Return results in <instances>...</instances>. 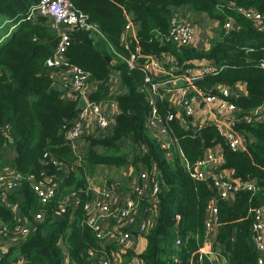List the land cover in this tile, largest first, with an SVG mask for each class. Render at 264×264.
<instances>
[{"label": "trees", "instance_id": "obj_1", "mask_svg": "<svg viewBox=\"0 0 264 264\" xmlns=\"http://www.w3.org/2000/svg\"><path fill=\"white\" fill-rule=\"evenodd\" d=\"M40 1L0 0V173L14 174L18 183L12 188L0 183V224L7 227L0 233V264H16L20 259L23 264H97L100 257L112 260L114 251L126 249L116 241L98 239L88 223L92 213L86 205L96 198L90 168L97 165L131 166L138 184H143L139 176L146 172L148 186L159 187L155 220L142 233L147 246L138 255L128 249L129 261L139 256L144 264H172L173 255L179 253L181 261L176 264H218L223 259L226 264H257L252 224L253 209L264 202V121L237 122L235 129L244 133L247 146L234 151L214 124L182 125L171 104L172 92L160 85L156 108L174 140L171 158L147 121L152 83L197 67L190 60L203 62L198 70L206 65L216 68L194 84L204 94L216 96L222 95V86L228 87L231 94L226 99L241 110L240 115L264 102V67L260 66L264 0H70L99 32L70 29L64 54L67 64L59 66L47 64L61 36L50 16L35 12ZM189 11L194 18L205 15L214 24L216 33L208 49L193 51L167 40L174 14L191 19ZM244 11H255L261 19L256 21ZM231 19L233 26L226 28ZM129 23L135 35L126 33ZM168 54L172 60L165 61L164 76L144 69ZM71 66L88 72L84 95L89 102L118 107L108 127H94L81 136L86 143L82 153L67 138L83 96L71 89ZM216 145L222 148L224 160L218 171L228 169L235 178L256 180L255 191L242 188L230 198H221L211 178L192 175L205 151ZM109 183L101 188H109ZM36 184L55 185V197L42 204ZM120 197L123 204L125 197ZM151 199L148 193L141 205L147 206ZM213 199L218 231L213 245L216 259L211 260L200 249ZM37 212L41 218L35 217ZM19 224H26L29 231H16ZM177 237L181 250L175 244Z\"/></svg>", "mask_w": 264, "mask_h": 264}, {"label": "built area", "instance_id": "obj_2", "mask_svg": "<svg viewBox=\"0 0 264 264\" xmlns=\"http://www.w3.org/2000/svg\"><path fill=\"white\" fill-rule=\"evenodd\" d=\"M37 9L38 10L35 12H39L42 15H48L52 18V26L59 32L61 36L55 55L47 60L48 65L59 66L63 63L67 64L64 54L70 44L69 30L74 26H77V28H84L86 30H94L99 32L98 28L88 21V18L84 13L74 9L70 0H41ZM244 13L247 16L254 18L256 21L261 19V15L255 11H244ZM232 26V19L228 20L225 27L231 28ZM132 31V23L127 24L126 33L135 35V32L132 33ZM193 32V22L188 17L177 12L173 16L170 30L166 37L167 40L177 45H189L193 36ZM134 58L135 56L129 60V64L131 66H133ZM164 58L165 57H162L161 59H154L150 63L146 64L144 69L154 73L155 71L164 68ZM260 66L264 67V59L260 60ZM191 70L192 69L190 68L189 71ZM215 71L216 68L213 65H206L201 69L200 74L193 78V81L198 80L205 74L215 73ZM69 72L72 74V91L76 94H82L85 97L84 94L88 90V72L80 66H71ZM167 73L168 72H166V74ZM175 77L176 78L174 79H167L160 83H152L151 87L149 88L152 110L147 121L148 127L163 142L165 149L168 150L167 156L171 158L173 155L171 148L174 140L170 137L167 127L157 114L155 94H157V89L160 85L168 86V91L177 94L178 102L181 105L185 116L188 117H192L195 113L196 99L202 97L209 102L219 99L220 107L222 109L229 110L232 114L229 127H218L220 134L223 136L232 150L240 151L245 149L247 146V139L244 133L235 129V124L241 121H245L247 123H257L264 121V102L249 113H243L240 115L242 113L241 110L226 99V97L230 96L231 94V90L228 87H221V96L204 94L198 88L195 89V94L192 95L191 87H174L173 82L175 83L177 79L181 78L177 76ZM112 79L117 80V76L113 75ZM146 81L151 82L152 78L147 77ZM86 101V107L80 109L73 127H71L67 133V138L71 143H75L78 139H80L88 129H93L94 127L106 128L110 125V123H112V119H110L108 114H106V107H111L114 112L118 111V107L115 103L105 105L96 104L89 102L87 98ZM173 117L174 115L170 114L168 118L172 119ZM223 162L224 160L221 151L211 147L207 149L203 157L198 160L196 171L192 175L198 179H204L207 177L211 178L213 180V185L217 189L221 198H230L234 191L242 188L255 191V182L243 181L235 177H224V175L218 171V168L223 165ZM197 168H199V170H197ZM139 177L142 179L143 184H134L130 194L125 197L123 204L120 203V194L114 192L110 187H104L99 191V196L86 205V209L92 213L88 219V223L96 231L98 239L107 240L108 242L116 241L123 247H127L129 242L132 240L133 231L145 233L153 224L155 220L154 216L156 215L155 211L157 208L154 198L159 192V187L157 184L153 185L152 188L148 186V175L146 172H143ZM16 179L17 177L14 176V174L0 173V183L6 188L17 186L18 183ZM34 190L42 204H47L56 195L55 185L36 184L34 186ZM148 193L152 199L149 201L147 206H143L141 205V201ZM64 207V205H60L62 210H64ZM217 214V201L216 199H213L207 209L206 240L209 238L213 232L214 226L217 224L215 219ZM35 217L41 218L42 214L37 212ZM113 217L117 220L119 219L121 221V225H110V222L101 221V218L111 219ZM6 230L7 227H2L0 224V233ZM15 230L21 231L25 234L29 231V228L26 224H19ZM252 231L253 241L258 251L257 264H264V202L262 205L253 209ZM175 244L177 248L180 249V245L182 244L180 237L176 238ZM200 251L205 253L203 247L200 249ZM172 258V264H176L181 261L179 253L173 255ZM23 263V259H20L16 264ZM97 264H113V261L102 256L100 257ZM127 264L144 263L142 258L139 256H134Z\"/></svg>", "mask_w": 264, "mask_h": 264}, {"label": "crops", "instance_id": "obj_3", "mask_svg": "<svg viewBox=\"0 0 264 264\" xmlns=\"http://www.w3.org/2000/svg\"><path fill=\"white\" fill-rule=\"evenodd\" d=\"M202 18V19H201ZM206 18V20L211 21L206 17L205 15H202L201 17H197L198 19L203 20ZM194 24V32L193 36L191 39V42L189 44V47H192V49L195 50H202V49H208L210 45V38L215 35L216 32H214L215 26H208L202 27L199 24ZM134 33V31H132ZM164 60H172L171 55H164ZM190 64L197 65V67H193L191 71L189 69L179 75H170L169 79H174L177 77H181L180 79H177V81L173 85L174 87H180V86H188L191 87L192 95L195 94V89L197 88L196 85L193 83L196 80L193 81V78L197 75L200 74L201 70H198L199 66L203 64L197 63L194 60L189 61ZM168 67L164 66V68H161L154 73L157 74L158 76H164L166 72H168ZM118 85V84H117ZM117 85L114 87L116 90H119L117 88ZM172 85V84H171ZM176 87V88H177ZM241 90H245L244 85L239 86ZM171 95V104L172 107L175 108L176 110V116L177 118L181 121V124L190 127L192 126L193 128H201L206 125L214 124L217 128L218 127H229L230 125V120H231V112L227 109H222L220 107V101L219 99L213 100V101H207L204 98H198L195 101V113L192 117L185 116L183 109L181 105L178 102V96L176 93H172ZM106 114H108L109 118L112 119V122L114 121L115 115L117 112H114V110L111 107H106ZM74 144H76V149L78 150L79 153H82L86 150V143L83 139H78ZM218 151H221L222 153V148L219 145H216L212 147ZM7 153H9V150H7ZM7 156H5V159ZM224 175L226 178H232L233 171L232 170H226V169H220L219 171ZM101 174H103L101 176ZM90 175L92 176L94 180H91V185L95 190V196L96 198L99 196V191L101 190V184H99L97 181L101 180L104 175L108 176L109 178L108 183L110 184L112 190L116 192L117 194H121L124 197H127L130 194L129 189L137 183V176L134 175V170L131 166L126 167V168H117L115 166H100L97 165L94 168H90ZM110 225H121V221L118 219H112L110 221ZM217 224L214 226L213 232L209 236V238L205 241V244L203 246L205 254L208 253L207 255L211 260L216 259V253L213 251L214 248V242L217 236ZM0 242H1V236H0ZM3 241L1 242V244ZM6 245V242L4 243ZM147 246V239L144 237V235L141 232L138 231H133L132 235V240L129 242V245L125 248L124 250H119V251H114L112 254V261L113 264H127L129 262V258L125 255L128 249L134 250V254L138 255L141 252L145 250ZM226 260H222L218 264H226Z\"/></svg>", "mask_w": 264, "mask_h": 264}, {"label": "rangeland", "instance_id": "obj_4", "mask_svg": "<svg viewBox=\"0 0 264 264\" xmlns=\"http://www.w3.org/2000/svg\"><path fill=\"white\" fill-rule=\"evenodd\" d=\"M179 10H181L182 11V9H179ZM190 13V15H191V21L194 23H196V24H199V26L201 25L202 27H205V29H206V27H210V26H213V23H212V21H209V20H206V18H204L203 20H196V18H194V14L191 12V11H189ZM188 14V15H189ZM103 174H101V176H102ZM108 176H106V175H104V177H102V181L101 180H98L97 182L99 183V184H101V186H103L104 184H106V185H108V180H109V178H107ZM91 180H94V181H96L95 179H93L92 177H91ZM110 182H111V180H110ZM110 186V185H109ZM111 187V186H110Z\"/></svg>", "mask_w": 264, "mask_h": 264}, {"label": "water", "instance_id": "obj_5", "mask_svg": "<svg viewBox=\"0 0 264 264\" xmlns=\"http://www.w3.org/2000/svg\"><path fill=\"white\" fill-rule=\"evenodd\" d=\"M77 26H74L73 29H76ZM186 47H189V45H186ZM194 50V49H193ZM86 104H87V101H86V98L84 96H82L78 102V105H77V108L80 110V109H83L86 107ZM14 151L16 152L17 151V148L14 149ZM197 170H199V168H197ZM257 181L255 180V183ZM212 190H214V188L212 187Z\"/></svg>", "mask_w": 264, "mask_h": 264}]
</instances>
